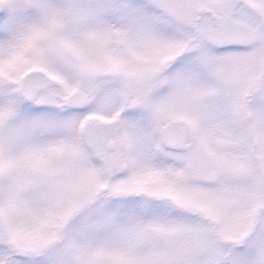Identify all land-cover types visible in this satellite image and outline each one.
<instances>
[{
	"label": "snow or ice",
	"instance_id": "obj_1",
	"mask_svg": "<svg viewBox=\"0 0 264 264\" xmlns=\"http://www.w3.org/2000/svg\"><path fill=\"white\" fill-rule=\"evenodd\" d=\"M0 264H264V0H0Z\"/></svg>",
	"mask_w": 264,
	"mask_h": 264
}]
</instances>
